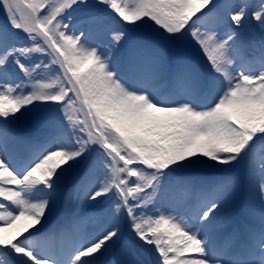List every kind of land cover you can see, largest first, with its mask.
Instances as JSON below:
<instances>
[{"label":"snow or ice","instance_id":"obj_1","mask_svg":"<svg viewBox=\"0 0 264 264\" xmlns=\"http://www.w3.org/2000/svg\"><path fill=\"white\" fill-rule=\"evenodd\" d=\"M0 264H264V0H0Z\"/></svg>","mask_w":264,"mask_h":264}]
</instances>
